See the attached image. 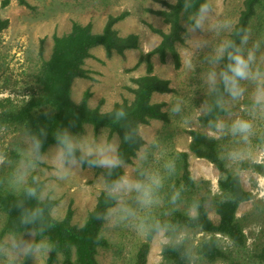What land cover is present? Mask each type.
<instances>
[{"label":"rangeland","instance_id":"374dc122","mask_svg":"<svg viewBox=\"0 0 264 264\" xmlns=\"http://www.w3.org/2000/svg\"><path fill=\"white\" fill-rule=\"evenodd\" d=\"M1 1V0H0ZM31 8L21 6L15 0L0 8V16L7 18L8 27L0 33V110L18 107L37 92L35 78L42 59H47L52 46L53 35L69 32L73 23H90L93 32H100L109 15L126 10L128 15L114 25L119 36L136 34L139 38L137 49L127 50L123 55L104 56L98 46L92 49L94 57L84 62L89 79L76 78L71 97L80 101L83 91L90 93L88 102L101 112L108 111L113 103L122 99L130 100L132 94L125 87L133 85L130 78L144 74V64L133 68L140 53L156 46L160 40L145 24L161 30L166 25L144 8L159 9L163 5L157 0H25ZM171 2L172 0H166ZM244 0H207V13L199 12L192 18V24L182 22L183 41L176 45L180 66L173 68L167 54L163 63L158 56L151 58L153 72L160 78L168 79L172 91L155 93L153 102H164L168 121L153 120L139 127L138 132L144 145L137 152L132 163L124 166L122 177L131 181L145 182L147 177L157 175L161 186L154 190L153 202L142 204L136 191L117 193L118 203L108 210L101 234L109 246L98 249L99 264H133L134 254L144 239L147 229L163 218L169 209L184 214L195 213L190 195L177 185L179 174V153H188V169L191 178L203 183L209 191L207 204L209 218L216 222L212 198L219 193L217 169L208 161L196 158L188 152L187 130L197 129L214 137L217 149L226 169L240 177L242 187L253 199L242 202L236 217L241 219L255 202L264 203V175L253 165L264 167V104L254 101L258 87H264V0L255 7L243 41L239 47L247 57L254 53L251 63L252 75L239 80L241 94L233 98L227 85L222 103L227 113L220 116L213 129L201 127L197 117L205 110L208 92L218 79V50L236 22ZM41 43L42 54H39ZM231 75V74H230ZM80 79V80H78ZM237 119L252 124L251 133L245 138L233 133L232 125ZM75 148L83 155H92L101 146L115 149L117 137L108 136V129L96 131L85 125L80 134H71ZM61 148L51 145L36 156L30 138L15 125L0 127V192L17 193L28 181L38 184L40 200L54 199L56 204L51 214L56 219L64 217L68 208L72 210V223L81 225L92 208L96 196L104 190L102 168L81 167L77 160H59ZM63 177V178H62ZM5 214L0 210V228ZM262 222L250 218L244 222L247 236L245 252L248 254L254 236L261 229ZM209 235L184 229L161 228L150 241L146 264L161 262L160 248L169 241H185L193 248ZM219 245L235 259L236 251L228 238L216 234ZM34 238L31 231L6 234L0 238V264H45L49 250L46 239H41L32 253L26 257V249ZM52 264H64L57 253ZM214 264H227L221 260Z\"/></svg>","mask_w":264,"mask_h":264},{"label":"trees","instance_id":"16d2710c","mask_svg":"<svg viewBox=\"0 0 264 264\" xmlns=\"http://www.w3.org/2000/svg\"><path fill=\"white\" fill-rule=\"evenodd\" d=\"M10 1L1 0L0 8L6 7ZM15 1L21 6L31 8L25 0ZM157 1L163 8H144V11L159 17L166 25V30L145 24L152 33L160 37V40L152 49L139 54L133 68L144 64V74L130 78L133 86L125 87L132 94L130 100L122 99L113 103L108 111L101 112L97 106L89 104L88 90L83 91L79 102H75L71 97L74 80L89 79V72L83 65L86 59L92 57V49L101 46L105 57L110 58L112 54L123 55L127 50L138 48V35L131 33L119 36L114 29V25L128 15V11L124 10L117 15L107 16L100 32H93L90 23L85 25L73 23L66 34L53 35L50 54L47 59L41 60L34 81L37 92L18 107L0 110V127L18 126L30 138L36 156H41L51 145L62 148L60 141L66 136V131L74 135L80 134L85 125H91L94 131L106 128L109 137L113 134L117 137L115 155L121 163L115 168H102L104 190L96 196L92 208L79 226L72 223L70 208L63 218L53 217L51 209L56 201L48 198L40 200L37 195L38 184L33 181L26 182L17 193L0 192V210L5 214L0 228V238L6 234L33 232L34 238L29 244L31 250L26 251V257L32 253L41 239H46L49 250L45 264H52L57 253L61 254L64 264H99L96 259L98 249L109 246L107 239L101 234V228L108 210L115 206L120 198L119 194L110 191L111 185L123 176L124 166L132 163L144 145V140L138 132L139 127L148 125L153 120L168 121L164 102H153L152 96L155 93H169L172 88L168 79L154 74L151 58L156 55L159 62L163 63L168 54L173 68L178 69L180 56L176 45L183 41L182 22L192 24V18L207 4V0ZM259 1H243L242 9L223 45L224 47L231 44L235 47H226L216 58L218 79L208 92L204 112L197 117L201 127L213 129L219 117L228 112L222 103L228 85L224 80V73L231 74L228 69L231 63L228 53L235 52V49L240 47ZM8 24V19L0 16V33ZM41 46L40 43L39 54H42ZM186 133L190 138L188 152L211 163L220 174L219 193L212 198L216 222H213L208 214L209 191L205 189L203 183L195 182L191 178L188 153L182 151L179 153L177 185L190 195L195 213L188 215L169 209L163 218L147 229L144 239L135 251L133 264L147 263L150 241L163 227L202 232L209 236L200 240L194 248L185 241L163 243L160 248L159 264H214L218 260L227 264H264V203L255 202L249 212L241 219L237 218L238 206L242 202L252 200V194L242 187L237 174L226 169L214 137L197 129L187 130ZM37 141L40 142L38 150ZM74 157L81 167H96L88 163L96 157L83 155L77 148ZM253 168L264 175V167L255 164ZM29 189L35 190L36 195L30 196ZM37 209H41L42 212L32 217V213ZM26 218L28 222H25ZM250 218L261 220L262 227L254 236L247 254L244 222ZM216 234L229 239L236 251L235 259L223 251Z\"/></svg>","mask_w":264,"mask_h":264},{"label":"clouds","instance_id":"9594fccd","mask_svg":"<svg viewBox=\"0 0 264 264\" xmlns=\"http://www.w3.org/2000/svg\"><path fill=\"white\" fill-rule=\"evenodd\" d=\"M201 12L207 13L209 10L207 7H202L200 9ZM226 47H235L234 45H226L221 47L218 50V55L222 54L225 51ZM228 59L231 61L228 65V69L231 75L228 73H224V80L229 85L228 91L232 95L233 98L238 97L242 90L239 88L238 81L249 79L252 75L251 71V63L254 60V53L249 51L247 57H245L239 48L235 49V52L228 53ZM254 101L256 104H264V87H258L255 93ZM122 114V113H120ZM252 124L243 119H237L232 125L233 133H240L247 138V136L251 133ZM62 144V148L59 153V160L61 165L63 166L65 162L74 160V152L75 146L74 143L69 136L63 137L60 141ZM40 147V142L37 141L36 149L38 150ZM96 157L94 160L88 161L89 164L92 165H100L106 168H115L119 166L121 163L117 156L114 154V149L111 146H101L93 153ZM63 178V177H62ZM161 186L160 177L157 175H152L147 177L145 182L141 181H131L127 178L121 177L119 180L114 182L111 185L110 191L112 193H122V192H131L136 191L139 193L138 199L142 204L149 205L153 202V194L154 190ZM28 194L30 196H35V190L29 189ZM41 209H37L32 213V217H35L39 213H41ZM25 222H28L26 218ZM37 250L40 245H37ZM31 250V246H29L26 251Z\"/></svg>","mask_w":264,"mask_h":264},{"label":"crops","instance_id":"0c3cea01","mask_svg":"<svg viewBox=\"0 0 264 264\" xmlns=\"http://www.w3.org/2000/svg\"><path fill=\"white\" fill-rule=\"evenodd\" d=\"M101 47V46H100ZM91 55H92V57H90V58H88V59H86L84 62H86L87 60H89V59H92L93 57H94V55L92 54V50H91ZM104 56H105V53H104ZM81 79H84V78H81ZM78 80H80V79H78ZM75 81V80H74ZM74 83V82H73ZM73 85V84H72ZM71 89H72V87H71ZM75 101V100H74ZM76 102V101H75Z\"/></svg>","mask_w":264,"mask_h":264}]
</instances>
